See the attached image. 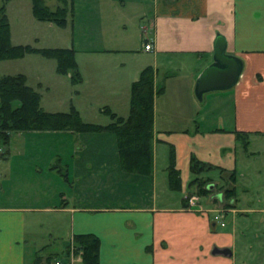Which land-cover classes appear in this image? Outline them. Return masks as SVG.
<instances>
[{"label": "crops", "instance_id": "crops-1", "mask_svg": "<svg viewBox=\"0 0 264 264\" xmlns=\"http://www.w3.org/2000/svg\"><path fill=\"white\" fill-rule=\"evenodd\" d=\"M87 4L99 19H140L136 47L129 45L125 34L106 35L105 28L99 45L91 50H145L144 43L151 42L154 84L163 86L153 102L152 172L143 176L121 169L112 132L11 133L6 152L0 155V264H37L42 248L59 251L64 240L60 236L50 235L52 240L39 247L37 230L43 226L49 234L65 231L68 239L75 233L97 235L98 264H230L234 255L230 234L214 231L215 221L187 210L184 198L192 178V155L236 168V131L264 134V0H87ZM217 34L225 37L226 51L240 58L242 67L233 86L216 89L219 92L213 95L220 102L229 99L230 125L203 129L198 105H207L209 92L198 98L194 87L197 76L213 61ZM106 40L112 43L107 45ZM170 148L181 178L179 199L169 189L161 199L157 183L158 164L168 182ZM214 246H227L231 254L213 253Z\"/></svg>", "mask_w": 264, "mask_h": 264}, {"label": "rangeland", "instance_id": "rangeland-1", "mask_svg": "<svg viewBox=\"0 0 264 264\" xmlns=\"http://www.w3.org/2000/svg\"><path fill=\"white\" fill-rule=\"evenodd\" d=\"M44 1L50 8L59 4V0ZM2 3L5 4L9 19L10 41L13 45L72 48L81 80L73 81L69 71L61 72L57 69L54 57L40 52H26L20 57L0 59V75L19 72L25 74L26 83L40 93V105L48 111H68L73 106L83 120L100 123L110 119L104 108L124 117L128 114L133 76L138 69L137 73H140L146 66L155 71L154 50L136 48L107 53L91 50V47L99 45V33L105 28L108 31L106 35L113 33L119 37L125 34L129 45L136 47L140 40L138 16L124 21L119 18L115 22L104 16L99 19L90 11L87 0H73V3L72 0H67L66 21L60 24L35 17L32 0H0V4ZM130 10L132 9L126 8V11ZM105 42L107 45L112 43L108 40ZM95 65L104 67L97 68ZM208 92L207 105L204 107L198 103L202 118L200 126L203 129H213L221 123L230 125L229 99L220 102L213 97L218 94V90ZM16 131L20 130H9V136ZM238 136L236 168L203 160L206 164L196 174L197 181L192 182L191 178L188 183L185 207L215 221L217 227L214 231L230 234L234 241V244L230 242L234 249L230 264H264V134L246 131ZM4 146L0 145V153ZM166 174L161 173V165L158 164L157 183L161 199L168 189L179 199L180 188H171L165 182ZM144 180L146 185L147 179ZM209 183L212 185L209 187L211 189L197 192L199 187L204 188ZM50 231L51 234L46 226L38 228L39 247L55 236L64 240L60 241L59 251H53L52 246L42 248L37 264H81L80 253L72 249L75 238L68 239V234L63 230Z\"/></svg>", "mask_w": 264, "mask_h": 264}, {"label": "trees", "instance_id": "trees-1", "mask_svg": "<svg viewBox=\"0 0 264 264\" xmlns=\"http://www.w3.org/2000/svg\"><path fill=\"white\" fill-rule=\"evenodd\" d=\"M67 0L50 8L44 0H32V12L38 19L64 24L67 17ZM10 23L5 4H0V59L20 57L26 52H40L57 60V69L69 71L75 82L81 80L77 68L74 50L68 47H33L29 44L13 45L10 41ZM163 86L155 87L154 70L150 66L141 69L137 79L132 81L130 89L129 112L124 117L109 108H104L110 116L106 124L83 120L73 106L68 111H48L40 105V93L26 83L25 74L0 75V145L7 146L9 130H57L73 129L78 132H112L121 169L141 175H150L153 168V102ZM246 131H236L238 135ZM0 153L6 152V147ZM206 162L192 155L190 170L196 182L197 176ZM168 184L173 189L181 187L179 170L175 167L174 151L170 148L167 167ZM201 183V181H200ZM209 183L197 192L209 190ZM185 199V198H184ZM73 250L79 252L81 264L99 263V238L93 233H75ZM67 250L69 251V245Z\"/></svg>", "mask_w": 264, "mask_h": 264}, {"label": "water", "instance_id": "water-1", "mask_svg": "<svg viewBox=\"0 0 264 264\" xmlns=\"http://www.w3.org/2000/svg\"><path fill=\"white\" fill-rule=\"evenodd\" d=\"M240 58L226 51V39L217 34L214 41L213 61L197 76L194 91L198 98L205 92L233 86L241 72ZM213 253L231 254V248L214 246Z\"/></svg>", "mask_w": 264, "mask_h": 264}, {"label": "built area", "instance_id": "built-area-1", "mask_svg": "<svg viewBox=\"0 0 264 264\" xmlns=\"http://www.w3.org/2000/svg\"><path fill=\"white\" fill-rule=\"evenodd\" d=\"M151 48H152L151 42L148 41V42L144 43V49L145 50H150Z\"/></svg>", "mask_w": 264, "mask_h": 264}]
</instances>
